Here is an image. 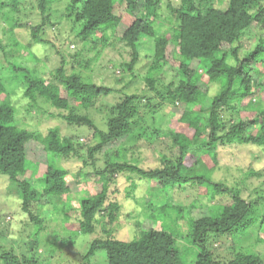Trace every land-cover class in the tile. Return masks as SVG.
<instances>
[{
  "label": "trees",
  "instance_id": "obj_1",
  "mask_svg": "<svg viewBox=\"0 0 264 264\" xmlns=\"http://www.w3.org/2000/svg\"><path fill=\"white\" fill-rule=\"evenodd\" d=\"M23 2L0 0V24L1 20L8 23L3 32L10 34L9 38L0 39V174L7 175L16 185L20 209L28 215L29 222L43 219L35 211L36 206L52 196H62L66 205L63 208L71 200L78 202L77 207L69 206L72 218L76 216L78 220L77 230L93 233L97 217L105 216L103 221L107 219L109 226L121 209L120 200L109 199L111 186L120 176L125 175L133 186L129 197L141 179L155 180L165 192L190 183L201 186L205 179L186 169L189 160L213 159L217 166L222 147L243 143L264 147V108L254 106L253 114L242 115L248 105L254 104L250 97L263 92L258 77L263 72L260 67L264 69V0H180L176 6L171 2L167 7L170 12L174 10L175 16L170 22L162 15L164 0H69L64 13L54 6L55 2L61 3L57 0H35L30 7L21 5ZM34 9L39 10L40 22L30 21L29 13ZM61 21L66 26L68 23L69 33L80 35L83 50L90 43L88 50H95L97 58L108 47L121 44L130 53L121 68L131 78L136 69L143 70L146 84L156 95L125 93L121 101L108 108L110 115L104 128L89 116L77 113L80 107L89 108L97 98L117 90L68 71L65 53L57 44L59 31L55 30L56 40L48 38L46 31L51 30V24ZM17 28H29L30 40H21ZM253 30L258 31V42L240 56L242 37ZM146 37L154 40V48L149 52L139 44ZM41 45L46 47L42 49ZM32 51L37 53L36 65L26 62V54ZM81 53L82 50L74 54L76 59ZM52 56L55 59L50 63ZM80 59L86 67L93 61L92 57ZM43 61H48L47 71L41 66ZM158 82L164 91L158 90ZM212 87L218 91L212 92ZM39 99L54 108L55 117L69 124L87 125L97 137L95 142L86 144L93 170L81 171L80 179H67L70 171L60 166L58 160L79 154L84 143L75 135L63 134L58 126L43 133L22 119V111L37 106ZM144 99L149 108L169 102L184 126L170 132V150L158 154L159 164L155 167H143L116 150L142 127L140 106ZM155 99L156 104L152 103ZM102 156L103 167L97 164ZM28 157L45 163V178L39 189L31 178L24 176ZM263 185L254 187L255 196L248 199L241 195V189L234 191L222 183H213L208 192L212 200L224 195L222 192L230 198L215 213L198 217L185 216L181 205L163 204L155 208L150 203L149 208L152 206L154 211L149 217L157 218L161 226L146 229L142 220L138 224L139 237L130 241L108 232L95 237L85 259L96 261L97 254L102 253L107 264H183L177 238L161 218L170 210L189 221L187 236L199 248L195 264H264L262 257L243 252L222 262L210 243L214 234L231 232L244 220H258L256 213L264 204V194L256 192L262 191ZM82 187L87 190L84 195L76 190ZM248 215L254 218H247ZM262 215L264 220V211ZM0 260L5 264H37L32 257L4 251H0Z\"/></svg>",
  "mask_w": 264,
  "mask_h": 264
},
{
  "label": "rangeland",
  "instance_id": "obj_2",
  "mask_svg": "<svg viewBox=\"0 0 264 264\" xmlns=\"http://www.w3.org/2000/svg\"><path fill=\"white\" fill-rule=\"evenodd\" d=\"M22 1L24 2L21 5L30 7V5H34L35 0ZM57 1L61 3L58 5L55 2L54 6L56 5V9L64 13V7L69 0ZM179 2L180 0H164L162 15L163 18L167 17L166 22H170L175 16L174 10L170 12L167 5L171 3L176 6ZM29 15H31V22H40L38 9H34ZM51 25L49 26L51 30H46L48 38L56 40L55 30L59 31L60 41L57 44L62 52L65 53L66 67L69 72H78L87 81L111 85L117 90L107 96L97 98L95 104L89 108L80 107L77 110V113L92 118L98 127H105L110 115L108 108L116 104L117 101H121L125 93H137L142 97L145 94L149 97L156 95V91L146 84L143 70L136 69L134 71L135 77L131 78L130 73L121 68L120 64L130 58L129 51H126L121 44L108 47L97 58L95 50H88L90 43L86 44L87 49L83 50L84 43L80 35L75 32L69 33L68 23L67 26L62 21ZM8 27L9 24L1 20L0 39H3V36H8L9 38L10 34L5 35L3 32ZM166 27L164 26V28ZM16 31L17 36L21 40L25 42L30 40L29 28H17ZM258 36V31L253 30L242 37L240 56H243L247 50L255 46L258 42ZM139 44L143 47V50L148 52L154 48L152 37L144 38ZM44 46L46 47V45H41L42 49ZM47 46L49 47V45ZM81 50V55L76 59L74 54L80 53ZM48 51L51 52V49L48 48ZM36 54L33 51L26 54V62L36 65L37 61L34 57ZM88 57H92L93 61L90 62V66H83L80 58ZM54 59L55 56H52L49 62L52 63ZM41 66L45 67V71L50 67L48 66V61H43ZM260 68L263 72L258 77V80H261L262 84L259 87L263 89V92L261 94L254 93L250 97L254 104H250L245 108V112L242 113L243 116L253 114L254 106L258 107L257 109L264 108V69L263 67ZM156 86L158 90H165L161 86V82H158ZM211 91L216 93L218 88L212 87ZM247 100L245 99V101ZM141 103L140 118L142 127L134 131L127 141L116 150L118 153L121 152L120 155L124 158L135 161L143 167H155L159 164L158 154L168 153L170 150V132L180 130L184 126L179 119V114L173 111L174 109L168 104L169 102L157 108L146 107L144 104L145 99ZM152 103L156 104L157 99L153 100ZM26 106L28 107V105ZM54 111V108L49 103L39 99L38 105L33 106L30 110L26 108V112L22 111L21 117L24 122L35 125L43 133H47L50 127L58 126L63 134L75 135L78 140L84 143L79 148V154H71L68 158L58 160V164L67 167L71 173L67 174V179H80L81 171L93 170V166L87 158L86 144L95 142L97 137H94L92 128L87 125L69 124L64 119L58 116L55 117L52 114ZM228 116L229 113H227L226 117ZM157 130L158 132H155ZM97 160V164L103 167L105 157H98ZM85 161H88V163H84ZM186 165V169H189L192 174H199L204 177L205 180L202 182L203 184H200L201 186L197 184L192 186L190 183L187 187H177L175 190L165 192L155 180L141 179L138 180L139 184L133 196L129 197L127 194L129 190L132 192L133 189L132 184L129 185V179L125 175L117 178L109 191V199L111 201L120 200L122 203L121 209L115 216L114 223L109 224V226L106 225L107 219L106 222L103 221L105 216L97 217L98 223L93 233H81L77 230L78 220L75 218L76 216L72 218V209L70 207H77L78 202L71 200L68 202L70 207L63 208L66 205L63 204L65 197L63 198L62 196H52L44 204L36 206L35 211L41 214L43 219L37 223L29 222L28 215L20 209L16 185L7 175L0 174V251L13 253L20 257L23 255L32 257L37 264H107L102 253L97 254L96 261L92 260L93 262H89L85 259V254L93 239L106 235L108 232L121 240H133L140 235L138 224L142 220V227L146 229L161 226V222L157 218L149 217L154 211L153 207L156 208L163 204L181 205L184 207L185 216L189 215V218L190 216L198 217L203 214L215 213L230 198L228 193L222 192L224 195L222 194L212 200L208 192L211 190L213 183H222L232 188V190L241 189V195L248 199L255 196L254 187L264 184V147L257 145L243 143L233 147L220 148L219 164L217 166L214 165L213 159L210 160L208 158L204 161L193 158ZM45 171V163L32 157L27 158V172L24 176L31 178L38 189L43 186ZM86 179L90 180L91 178L87 176ZM76 190L82 191L81 195L87 192L85 187L76 188ZM256 191H259V189ZM260 192L256 193L264 194V185ZM150 203L153 204L151 208H149ZM257 210V221L245 223L244 220L231 232L211 236L212 250L218 255L220 261L227 262L240 252L256 254L262 257L264 261V220H262L264 204L260 205ZM161 218L166 229L177 238V245L181 251L180 257L183 264H195L199 248L187 236L189 221L185 218H180L176 212L170 210L162 215ZM247 218H254V215H248ZM0 264L5 263L0 260Z\"/></svg>",
  "mask_w": 264,
  "mask_h": 264
}]
</instances>
